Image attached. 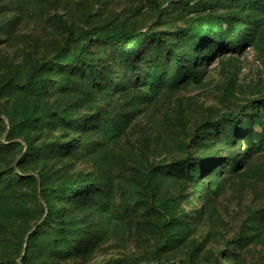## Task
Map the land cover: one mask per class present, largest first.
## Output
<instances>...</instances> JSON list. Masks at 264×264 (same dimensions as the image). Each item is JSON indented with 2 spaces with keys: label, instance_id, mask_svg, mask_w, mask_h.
<instances>
[{
  "label": "rangeland",
  "instance_id": "obj_1",
  "mask_svg": "<svg viewBox=\"0 0 264 264\" xmlns=\"http://www.w3.org/2000/svg\"><path fill=\"white\" fill-rule=\"evenodd\" d=\"M257 1L0 0V264H264Z\"/></svg>",
  "mask_w": 264,
  "mask_h": 264
},
{
  "label": "trees",
  "instance_id": "obj_2",
  "mask_svg": "<svg viewBox=\"0 0 264 264\" xmlns=\"http://www.w3.org/2000/svg\"><path fill=\"white\" fill-rule=\"evenodd\" d=\"M259 2L261 3V6L264 7V0H258L257 3H259ZM250 4L252 5V4H254V2L251 1ZM255 5H257V4H255ZM185 33L187 34V36L191 35V33L188 34V30H186ZM237 35L239 36L240 32H237ZM225 37H226V41L224 43H221L218 46L219 51L220 50H227V49L232 50V51H238V50L242 49L246 43H248V38H246V37L244 38L242 36H240V38L231 37L230 34L227 31L225 32ZM120 38L126 39L127 35H125V36L124 35H120V34L114 35V36L110 37L109 40L116 41L117 39H120ZM90 42H91L90 38L86 37V44L82 47V49H84V47H86ZM146 58H148V57H146ZM77 59H78V56L75 55V56H73V59H70L68 61V63L69 62H75V61H77ZM148 61H150V60H148ZM151 63H153L152 67H156V68L162 67L161 64H157L156 63V60L151 61ZM174 64L176 66H175V74L173 76V81L174 82H178L179 81L178 80V76H181L184 79V72L181 71L179 66L177 65L178 64V56H175ZM157 75L156 74L153 75V79H156ZM185 164L186 163H183V164H181V166L183 167V165H185ZM177 166H180V164L175 165V167H177ZM57 191H59V190H57ZM56 211H57L56 209H53V212L51 213V215H54L55 213H57Z\"/></svg>",
  "mask_w": 264,
  "mask_h": 264
}]
</instances>
